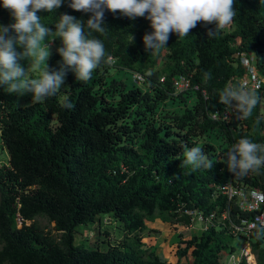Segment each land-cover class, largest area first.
<instances>
[{"label":"trees","instance_id":"obj_1","mask_svg":"<svg viewBox=\"0 0 264 264\" xmlns=\"http://www.w3.org/2000/svg\"><path fill=\"white\" fill-rule=\"evenodd\" d=\"M69 3L38 12L41 23L55 30L62 14L86 23L91 13ZM235 9L231 25L218 34L208 37L216 25L198 22L186 37L171 33L166 47L153 53L143 42L153 31L149 20L106 10L105 33L85 27L105 48V62L88 81L68 71L65 93L26 105L15 104L17 95L0 86V139L7 152V164L0 165V264H221L233 252L234 235L222 227L181 238L174 262L161 259L143 237L146 221L159 219L175 230L188 224L181 207L217 216L228 209L238 224L250 218L237 195L229 198L227 185L264 194V167L236 177L223 162L240 138L264 143V82L253 90L261 102L249 119L220 103L221 90L239 85L242 52L255 53L264 75V0H236ZM12 23L0 0V25ZM51 53L49 67L57 68L62 57ZM21 63L26 69L28 62ZM113 68L120 74L110 76ZM133 71L143 76L141 85ZM179 76L191 84L184 91L173 86ZM219 137L226 150L216 148ZM196 146L213 169L182 165L186 148ZM110 215L122 233L117 243L106 249L74 244L78 225ZM249 245L256 264H264V230L252 232ZM186 256L191 260L182 263Z\"/></svg>","mask_w":264,"mask_h":264},{"label":"clouds","instance_id":"obj_2","mask_svg":"<svg viewBox=\"0 0 264 264\" xmlns=\"http://www.w3.org/2000/svg\"><path fill=\"white\" fill-rule=\"evenodd\" d=\"M235 3L236 0H70V8L91 13L90 18L85 23L72 15L62 14L53 31L41 23L38 12L58 10L64 0H2L3 8L10 11L14 23L0 25V86L17 96L32 93V101L41 102L61 90L69 70L75 73L77 80L88 81L93 71L105 62V48L101 40L86 33L85 27L105 33L106 10L119 12L132 20L137 17L149 20L153 31L144 35L143 42L145 50L153 53L166 47L171 33L186 37L198 22L216 25L214 31H208V37L218 34L233 22ZM49 38L52 42L57 38L62 41V46L57 49L62 57L57 68H50L48 64L52 55L47 43ZM22 61L29 63L27 69ZM41 64L44 69L39 76L30 77L29 71L39 69ZM204 75L205 79L211 77L207 72ZM219 98L220 103L236 111L242 119L251 118L261 102V97L243 84L226 86L220 91ZM65 107L72 108L73 105L67 103ZM256 123L259 124V120ZM225 155L227 159L223 162L236 177L264 167V143L247 137L240 138ZM184 157L183 166L213 169L212 161L199 146L186 148ZM252 195L264 202V194L254 192Z\"/></svg>","mask_w":264,"mask_h":264},{"label":"rangeland","instance_id":"obj_3","mask_svg":"<svg viewBox=\"0 0 264 264\" xmlns=\"http://www.w3.org/2000/svg\"><path fill=\"white\" fill-rule=\"evenodd\" d=\"M53 30V29H52ZM55 31V30H53ZM47 43L50 44V50H56L62 46V41L57 38L55 41L52 42V38H49L47 40ZM161 62L158 63L159 67ZM29 67V63L27 64L26 69ZM44 65L41 64L40 68L35 71H29L28 75L32 78H36L39 76L40 72L43 71ZM71 73V70H69ZM110 76L118 75L119 71H117L116 68L111 69L109 72ZM120 74V73H119ZM68 81L67 76L65 79V84L62 86L60 92L65 93L67 90ZM33 100V94L32 93H26L24 96H16L15 104L20 105H26ZM261 115L264 119V102H261ZM224 139L222 137H219L217 140H213L216 148L219 150L220 148L223 150H226L227 147L226 142L223 141ZM220 143V146H219ZM6 150L1 146V139H0V165L7 164V154ZM99 219V220H98ZM94 223L87 224V225H78L75 228L74 236H73V242L74 244H79L84 247L89 248H95L98 247L100 249H106L108 245L115 244L117 241L121 238V230L118 226V222L113 218L111 215L109 217L107 216H99ZM39 222L41 224H45L46 221L44 219H39ZM29 223V222H26ZM174 224L165 223L162 222L159 219H155L154 221H146L147 229L144 231V237L143 239H147L149 242L154 243L158 249V254L161 259L164 260H170V261H176L177 257L175 255V250L177 248L179 240L182 238H188L192 236L193 234H199L200 230L198 228V225H196L192 229H186L183 224L177 223L176 224V230L173 228ZM105 230H107L110 233V236L108 237L106 235ZM162 231H165L168 236L173 235L177 236V239L170 240L168 242L167 236L162 235ZM246 239L243 236H234L231 240V245L234 247L233 252H228L224 254L223 260H227L228 257L233 255H239L240 251L242 250V247L245 246ZM147 244V242H145ZM169 246V247H168ZM188 258L190 259V256L182 257L180 261L182 263L188 261ZM232 264V263H228Z\"/></svg>","mask_w":264,"mask_h":264},{"label":"built area","instance_id":"obj_4","mask_svg":"<svg viewBox=\"0 0 264 264\" xmlns=\"http://www.w3.org/2000/svg\"><path fill=\"white\" fill-rule=\"evenodd\" d=\"M239 64L244 68L242 76L238 79L239 85H246L252 90L259 89L264 82V75L257 66V57L253 53L242 52L239 57ZM132 79L138 85H141L144 80L143 76L135 71L132 72ZM173 86L176 91H183L191 85L186 77L179 76L174 80ZM254 192L263 194L259 188L244 187V189L232 190V187L227 185L229 198L233 194L237 195L238 207L250 213V218H244L239 224L230 220L228 209L218 216L215 215L214 211L205 214L202 210L189 206L181 207L180 209L184 215L189 217L188 224L184 225L187 230L194 228L196 225H198L200 232L209 226L222 227L234 236H243L246 239L245 246L242 247L239 255L231 254L227 260H222L221 264H239L242 258L245 259L246 264H256L255 257L250 250L249 237L254 231L264 230V202L258 201L253 197L252 194ZM16 219L18 220V218ZM246 249H248L253 261L248 259L249 255H247Z\"/></svg>","mask_w":264,"mask_h":264},{"label":"crops","instance_id":"obj_5","mask_svg":"<svg viewBox=\"0 0 264 264\" xmlns=\"http://www.w3.org/2000/svg\"><path fill=\"white\" fill-rule=\"evenodd\" d=\"M161 233H162V235H164V233H166V232H165V231H162ZM164 236H167V238L169 239L168 242H169L170 240L177 239V236H176V235L174 236L173 233H172V235H169V236H168V234L166 233ZM143 241H144V243L147 242V244L155 245L154 243L149 242L147 239H143ZM155 246H156V245H155ZM168 247H169V246H168ZM190 260H191V258H190V259L188 258V261H190ZM167 261H170V260H167ZM172 262H174V261H172Z\"/></svg>","mask_w":264,"mask_h":264},{"label":"bare ground","instance_id":"obj_6","mask_svg":"<svg viewBox=\"0 0 264 264\" xmlns=\"http://www.w3.org/2000/svg\"><path fill=\"white\" fill-rule=\"evenodd\" d=\"M246 253H247V255H249L248 249H246ZM248 259H249L250 261H253L251 255H249V258H248Z\"/></svg>","mask_w":264,"mask_h":264}]
</instances>
